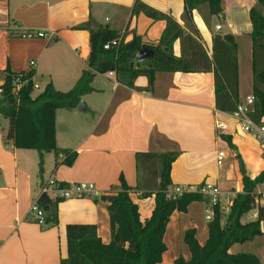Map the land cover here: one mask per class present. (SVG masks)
Segmentation results:
<instances>
[{
    "label": "crops",
    "instance_id": "0c3cea01",
    "mask_svg": "<svg viewBox=\"0 0 264 264\" xmlns=\"http://www.w3.org/2000/svg\"><path fill=\"white\" fill-rule=\"evenodd\" d=\"M139 2L173 18L201 42L209 57L214 36L232 34L238 44L239 101L254 96L251 10L258 7L257 0H224L220 16L211 15L209 5L204 4L191 18L185 0L0 1V88L9 69L14 74L34 72L38 86L34 98L49 84L60 92L72 90L88 69L90 32L81 28L84 25L112 30L126 42L140 36L145 46H157L166 21L136 15ZM26 31H42L47 37L23 39ZM174 54L181 56L180 40L174 44ZM92 87L95 91L83 97L85 112L61 109L56 114L58 148L77 153L72 166L63 163V154L57 158L46 153L41 171L39 152L16 148L6 139L9 124L0 122V264H60L68 257V225H96L103 243L109 244L110 216L101 198L120 192L122 175L132 188L130 196L139 207L141 221L149 220L156 200L155 195L146 197L145 191L136 189L137 153H179L172 165L171 191L180 187L198 192L205 182L214 183L222 192L223 224L235 196L243 190L239 160L252 179L264 171V145L244 133L232 113L217 110L214 71L158 73L153 90H148L147 77H139L131 88L119 83L113 72L96 75ZM219 123L227 128H219ZM222 152L225 158L221 161ZM51 179L67 185L92 183L98 195L64 200L57 206V225H38L30 210ZM263 191L260 185L256 193ZM259 207H264V200L242 223L255 221ZM45 211L48 215L50 209ZM207 215L205 201L192 203L185 213H173L160 264L191 258L184 242L189 230H196L201 245L207 242ZM253 244L258 247L252 251ZM230 253L254 254L264 264V236L234 245Z\"/></svg>",
    "mask_w": 264,
    "mask_h": 264
},
{
    "label": "trees",
    "instance_id": "16d2710c",
    "mask_svg": "<svg viewBox=\"0 0 264 264\" xmlns=\"http://www.w3.org/2000/svg\"><path fill=\"white\" fill-rule=\"evenodd\" d=\"M3 1V0H0ZM258 7L251 10L253 48V93L255 108L252 118L260 123L264 117V0H257ZM187 15L201 5L208 4L211 15L220 16L224 12V0H185ZM134 13H143L153 20L166 21V28L157 46H147L154 50V56L147 67L137 62V55L144 46L140 36L105 50V45L119 39V34L109 29L81 28L90 32L91 52L86 69L76 86L69 92H60L52 84L37 97H33L35 84L33 71L14 74L7 69L6 80L1 88L0 114L9 120L6 139L18 149L35 150L41 157L43 171L44 154L64 155V164L72 166L77 159L76 152L59 149L56 137V114L58 110L77 109L83 97L93 93L96 75L116 73L119 83L135 87L139 77H147L148 90H153L158 73H206L214 71L216 108L224 113H234L239 104V64L238 44L230 35H215L212 57L201 42L171 17L143 3H137ZM180 40L181 56L174 54V44ZM21 76L22 87L16 91L15 82ZM25 83V84H24ZM179 153H137L136 168L139 176L137 190L145 191L144 196L155 195L156 206L152 217L141 221L139 207L131 199L132 188L124 176L120 178V192L103 196L110 216L111 242L103 243L96 225H68V257L60 264H160L167 251L164 238L170 218L174 212H187L194 202L205 201L199 192L170 196L173 163ZM240 159V157H239ZM242 175V193L235 196L227 220L223 224L220 206L215 208L209 222V238L201 245L196 238V230L186 232L184 242L189 247V260L179 257L175 264H261L260 259L250 253H230L234 245H244L264 236V207H259L255 221L242 223V218L257 208V187L264 184V171L252 179L244 162L239 160ZM62 187L67 184H61ZM203 186V185H202ZM201 186V187H202ZM200 187V188H201ZM64 200L42 195L37 203L41 208H50L47 222L58 224L57 206ZM97 203L98 200H95ZM206 202V201H205Z\"/></svg>",
    "mask_w": 264,
    "mask_h": 264
},
{
    "label": "built area",
    "instance_id": "2783aa9c",
    "mask_svg": "<svg viewBox=\"0 0 264 264\" xmlns=\"http://www.w3.org/2000/svg\"><path fill=\"white\" fill-rule=\"evenodd\" d=\"M218 30L221 29L220 26L217 27ZM47 37L45 32L42 31H26L23 33V39H35V38H45ZM121 38L113 40L105 45V50H110L113 47L120 45ZM112 74V73H111ZM25 84V83H24ZM23 83L21 82V76L16 80L15 87L18 91L22 87ZM38 86L35 85V89ZM3 94V89L0 88V95ZM255 108V98L254 96L248 97L245 102H239L237 109L231 116L238 122L241 130L246 134L254 135L263 145H264V117L260 123H257L253 120L252 114L254 113ZM218 127L221 129H226L227 126L224 123H219ZM225 158V153L222 152L219 154V160ZM264 186V184H263ZM198 192L204 197L207 206H208V215L207 220L212 221L215 214V208L220 206L222 199V192L220 188L212 182H205L203 186L198 190ZM188 192L180 187L175 188L170 192V196L182 195ZM41 195H54V198L61 200H70V199H80L86 197L97 196L96 187L92 183H82V184H72L62 187L60 183L56 180L51 179L45 184L42 188ZM261 200H264V191L257 194L256 203L260 204ZM30 216L38 225L47 224V214L44 208H41L38 203H35L30 210Z\"/></svg>",
    "mask_w": 264,
    "mask_h": 264
},
{
    "label": "water",
    "instance_id": "95a60500",
    "mask_svg": "<svg viewBox=\"0 0 264 264\" xmlns=\"http://www.w3.org/2000/svg\"><path fill=\"white\" fill-rule=\"evenodd\" d=\"M154 56V50L148 48L147 46H143L140 52L137 55V62L142 67H147L150 64V60ZM86 103L82 100L77 107V110L79 112H85L86 111ZM50 208H45V210L49 211ZM262 230L264 232V222L262 223Z\"/></svg>",
    "mask_w": 264,
    "mask_h": 264
},
{
    "label": "rangeland",
    "instance_id": "374dc122",
    "mask_svg": "<svg viewBox=\"0 0 264 264\" xmlns=\"http://www.w3.org/2000/svg\"><path fill=\"white\" fill-rule=\"evenodd\" d=\"M246 62H247V61H244V65H245V67H246ZM248 62H249V60H248ZM247 66H248V69H249L250 67H249L248 63H247ZM0 122H1V124L4 123L6 126H8V124H9V120L5 119L4 116H0ZM254 211H255V210H254ZM252 213H253V212H252ZM224 217H225V216H224ZM247 220H248L247 218H244V221H245V222H248ZM258 240H259V239H258ZM250 246H251L250 250H252V251H253V250H256V248L258 247V246H256L255 244L250 245ZM247 249L249 250V248H246L245 250H247Z\"/></svg>",
    "mask_w": 264,
    "mask_h": 264
}]
</instances>
